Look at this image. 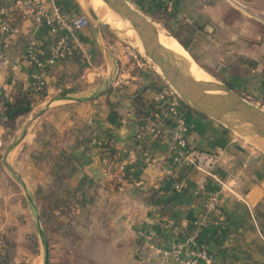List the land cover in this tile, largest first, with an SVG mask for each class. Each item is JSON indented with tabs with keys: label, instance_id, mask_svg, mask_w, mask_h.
I'll use <instances>...</instances> for the list:
<instances>
[{
	"label": "crops",
	"instance_id": "crops-1",
	"mask_svg": "<svg viewBox=\"0 0 264 264\" xmlns=\"http://www.w3.org/2000/svg\"><path fill=\"white\" fill-rule=\"evenodd\" d=\"M127 1L148 16V1ZM61 4L70 15L86 16L81 0ZM169 10L171 27L164 28L200 75L225 80L264 110V8L251 0H173ZM6 22L15 35L4 48L0 32V111L20 102L29 110L16 117L13 130L0 128V239L4 228L18 222V208L28 207L33 222L41 207L34 191L50 190L86 213V264H178L165 252L193 236L207 245L214 264H264V152L186 107L187 140L200 155V169L172 164L163 138L136 141L143 120L153 114L165 135L173 128L153 102L166 83L143 63L120 70L112 47L104 51L90 25L74 34L82 53L70 51L49 68L46 93L33 96L28 38L36 37L47 59L63 34L45 26L35 30L15 14ZM103 158L111 167L107 178ZM177 183L184 185L179 192ZM220 183L227 187L220 211L205 214L202 198ZM149 232L155 236L142 235Z\"/></svg>",
	"mask_w": 264,
	"mask_h": 264
},
{
	"label": "built area",
	"instance_id": "built-area-1",
	"mask_svg": "<svg viewBox=\"0 0 264 264\" xmlns=\"http://www.w3.org/2000/svg\"><path fill=\"white\" fill-rule=\"evenodd\" d=\"M63 0H7L8 5H4L5 0H0V32L2 35L3 47L7 48L10 39L15 35V29L8 24L7 18L11 15H17L22 21H27L32 24L36 30L40 26H45L53 34L59 35L55 44L50 49V55L47 59L40 56L38 42L34 35L30 36L27 41L25 52L26 60L35 69L31 79L33 82L34 91L38 93H46L47 70L54 66L57 61L61 60L70 51L82 53V43L74 38V34L88 27V19L86 16L79 14L76 16L70 15L65 11L61 2ZM160 4L166 9H171L173 0H146ZM0 58L5 60L3 54L0 53ZM154 106L157 111L160 110L161 118L169 120L172 124V129L168 134H164L158 127L155 119L159 114H153L143 120L141 130L136 134L134 139L142 141L144 137L153 135L157 138L167 140L171 150L170 161L177 166H190L200 169L201 160L198 152L190 146L187 140L189 133V125L184 110L176 92L166 86L159 91L153 99ZM158 120V119H157ZM107 150V147H103ZM104 164L103 176L105 178L111 176V167L107 159L103 158ZM183 183H177L173 189L179 192L183 188ZM227 187L224 183H220V189L210 191L202 198V207L205 214H218L222 204L223 193ZM246 203L251 219L256 222V214L243 198ZM144 237L153 238L155 234L149 232L142 234ZM190 245L188 257H184L185 249ZM178 264H214L212 257L209 254L208 247L205 243L198 240V236H193L187 239L186 242H176L172 244L168 251L165 252Z\"/></svg>",
	"mask_w": 264,
	"mask_h": 264
},
{
	"label": "rangeland",
	"instance_id": "rangeland-1",
	"mask_svg": "<svg viewBox=\"0 0 264 264\" xmlns=\"http://www.w3.org/2000/svg\"><path fill=\"white\" fill-rule=\"evenodd\" d=\"M82 4L92 10L88 2ZM251 4L255 8H264L263 0H251ZM147 17L156 23L159 29L161 28L172 35L173 32L165 30V28L171 27V19L157 15L160 18V22H158L149 16ZM99 27L102 34L101 41L105 47H112L110 53H112V58L120 70H134L137 64L143 63L161 76L158 68L142 53L137 52L135 45L119 36L114 29H107L102 25ZM106 27L109 28V26ZM175 43L177 47L179 46V50L171 48L181 54L182 57H186L188 53L177 42ZM162 80L166 86L170 87L163 78ZM209 80L228 86L225 80H222L223 82L214 79ZM252 99L256 100L255 97ZM7 146L8 141L3 147L6 148ZM60 193V191L50 190L34 191L32 199L36 198L41 207L36 213V218L34 215L33 222L28 207L17 209L19 210L18 222L10 228H4L6 231L2 233L0 239V264H44V247L47 248L48 253L47 264H86V213L72 206V200L59 201ZM34 209L31 208L33 213ZM23 210L26 211V214L23 213ZM40 237H42L43 242H41Z\"/></svg>",
	"mask_w": 264,
	"mask_h": 264
},
{
	"label": "water",
	"instance_id": "water-1",
	"mask_svg": "<svg viewBox=\"0 0 264 264\" xmlns=\"http://www.w3.org/2000/svg\"><path fill=\"white\" fill-rule=\"evenodd\" d=\"M96 1L103 5L105 14L119 25L116 30L118 35L135 45L137 52L142 53L159 69L161 77L173 88L179 96L180 102L188 110L201 113L220 122L264 152V110L236 94L227 85L215 81L194 80L188 72L189 66L186 60L164 50L159 45L158 25L133 8L127 0ZM86 18L88 25L98 36V41L106 51V47L101 41L102 34L99 26L109 28L102 24L98 15L88 8ZM167 34L173 37L169 33ZM182 48L186 50L184 47ZM39 234L41 235L40 232ZM40 238L43 242L42 237ZM44 254V264H47L46 247H44Z\"/></svg>",
	"mask_w": 264,
	"mask_h": 264
},
{
	"label": "bare ground",
	"instance_id": "bare-ground-1",
	"mask_svg": "<svg viewBox=\"0 0 264 264\" xmlns=\"http://www.w3.org/2000/svg\"><path fill=\"white\" fill-rule=\"evenodd\" d=\"M82 3L86 4V2H88V4L90 5V7L92 8L93 12L98 15V18L100 20V22L106 26H109V29H114L115 31L119 28L118 24H115L104 12L103 10V5L98 3L96 0H81ZM122 27H124V25H122ZM173 38V37H172ZM164 30L159 29L158 32V41H159V45L167 51L172 52L173 54H175L176 56L183 58L184 60H186V62L188 63L189 66V74L190 76L196 80V81H204V82H210L209 78H206L205 76L200 75L199 70L196 68L195 64L192 63V61L189 58H184L181 56V54H179L178 52H175L171 47L178 49L177 44L175 43V41L172 39ZM176 44V45H175ZM179 50V49H178ZM184 51V50H182ZM184 53V52H183ZM186 53V52H185ZM189 57V56H188ZM156 67V66H155ZM159 70V69H158ZM160 72V71H159Z\"/></svg>",
	"mask_w": 264,
	"mask_h": 264
},
{
	"label": "trees",
	"instance_id": "trees-1",
	"mask_svg": "<svg viewBox=\"0 0 264 264\" xmlns=\"http://www.w3.org/2000/svg\"><path fill=\"white\" fill-rule=\"evenodd\" d=\"M145 5H146L145 6L146 8H144V11H146L148 16H150L152 19L160 22V18L157 17V15H160L161 17H166L167 9L162 7L160 4H157V3L153 4V2H149L148 4H145ZM138 7L143 9L142 4H140V6H138ZM172 36H174L173 33H172ZM179 43H181V42H179ZM31 89H32L31 91H32L33 96H38L39 98H42L44 96L43 93L35 92L33 86ZM20 103H18V105H20V106H17V104L7 105L3 114L0 111V128L6 129L8 131L13 130L16 117H19L22 114H25L28 112V110H29L28 104L23 105L22 102H20ZM181 105L183 106V108L185 110V106L183 104H181ZM20 107H22V109Z\"/></svg>",
	"mask_w": 264,
	"mask_h": 264
}]
</instances>
